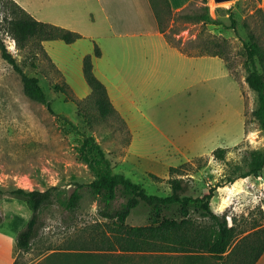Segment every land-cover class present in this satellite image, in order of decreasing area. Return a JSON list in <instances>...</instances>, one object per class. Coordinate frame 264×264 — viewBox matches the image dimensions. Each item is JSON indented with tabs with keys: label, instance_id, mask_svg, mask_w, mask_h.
Here are the masks:
<instances>
[{
	"label": "rangeland",
	"instance_id": "374dc122",
	"mask_svg": "<svg viewBox=\"0 0 264 264\" xmlns=\"http://www.w3.org/2000/svg\"><path fill=\"white\" fill-rule=\"evenodd\" d=\"M157 1L160 10L166 12L163 2ZM22 2L28 4L29 0ZM260 9L263 10L259 0H195L184 10L173 11L171 17L164 14L167 35L172 42L198 52L200 49L193 47L202 46L208 39L226 40L228 60L213 61V70H208L204 84L201 76L196 82L192 77L191 89L169 88L170 81L164 75L157 85H146L140 95L132 97L136 102L131 105L132 109L142 108L145 114L136 119V132L123 117L126 124L116 117L101 118L88 99L91 93L79 98L73 91L83 101L82 106H77L73 96L56 89V85L65 86L67 81L53 66L47 52L37 50L35 45L20 50L16 41L1 30L8 49L25 73L39 78L55 111L51 113L45 104L25 94L21 75L0 53V221L4 222L5 229L18 233L32 216L26 202L15 196L13 190L45 191L57 187L53 201L41 211L38 236L31 249L25 252L17 246L14 264H48V257L55 252L82 248L97 253L105 264H184L185 255L181 254L125 253L99 250L100 246L94 244L93 239L111 220L102 214L107 208L103 197L93 194L87 186L97 174L83 149V138L63 118L72 120L81 131L96 138L115 173L142 184L150 194L168 195L171 192L169 169L183 166L193 177L189 181V194L203 195L210 186L221 183L226 170L225 164L214 158V150L228 148L227 159L238 162L246 150H264V132L252 117L258 104L257 94L246 81L245 64V44L250 40V33L264 47V12ZM6 13L4 10L2 17ZM207 13L223 23L206 24L194 18ZM39 17L46 22L49 19L44 14ZM85 42L94 48V53H90L94 56L99 44ZM48 48L60 64L69 56L77 55L62 40L50 42ZM225 65L231 79L221 73ZM175 83L179 85L182 81ZM132 91L137 93L136 88ZM76 188L82 199L79 207L71 212L58 197L67 200ZM124 203L126 197L118 191L110 208L119 209ZM211 204L216 213L227 216L230 226H236L237 239L225 254V260L210 256H201L199 260L202 264H229L234 261L230 253L238 241L264 228V169L260 177L250 176L219 187ZM127 223L151 224L150 209L141 204Z\"/></svg>",
	"mask_w": 264,
	"mask_h": 264
},
{
	"label": "trees",
	"instance_id": "16d2710c",
	"mask_svg": "<svg viewBox=\"0 0 264 264\" xmlns=\"http://www.w3.org/2000/svg\"><path fill=\"white\" fill-rule=\"evenodd\" d=\"M161 1L167 9L166 12L160 10L157 0H150L160 31L171 46L191 57L214 56L228 60L229 45L226 40L208 39L202 46L193 47L195 50L196 48L200 49L198 52L182 47L181 43L172 42L167 35L168 25L164 17L165 15L171 17L173 10L170 0ZM4 10L7 13L2 17ZM260 10L264 12L262 9ZM231 17L233 18L232 15ZM194 18L198 22L206 24L223 23L213 19L208 13L200 16L195 15ZM2 29L16 41L20 50L35 45L37 50L45 54L43 43L46 41L62 40L71 44L83 36L61 26L37 20L15 0H0L1 56L21 75L25 94L30 99L45 104L48 110L55 114L52 102L47 100L46 92L40 84L39 78L27 75L17 58L8 49L1 35ZM249 39V42L245 44L247 56L245 64L248 72L246 81L257 94L258 104L252 113L253 120L264 132V47L259 43L255 34L250 33ZM101 55L100 48L96 46L94 56L100 57ZM94 56L88 54L83 61L84 76L92 90L88 99L101 118L116 117L126 124L114 107L107 87L94 73ZM53 66L56 68L54 64ZM56 70L58 69L56 68ZM56 89L67 96H73L72 101L77 106H82L83 101L75 97L67 83L65 86L56 85ZM63 120L82 136L83 149L97 174L96 179L87 186L93 194L101 195L107 205L102 214L105 218L110 219L111 223H106L97 238L93 239L94 244L100 246L99 250L181 254L185 255L184 264H202L199 260L201 256L225 260V254L237 239V229L236 226L229 225L225 214L220 215L213 210L212 200L219 187L234 184L237 180L250 176L260 177L264 169V150H246L241 162L227 159L228 148L214 150V158L223 162L226 170L221 183L210 186L203 195L197 197L189 194V181L193 178L191 174L183 170V166L171 167L168 179L171 192L161 196L150 194L142 184L133 181L124 174L115 173L111 160L96 138L81 131L78 125L67 117H64ZM152 177L163 180L156 175H152ZM81 186L78 187L81 188ZM79 188H76L67 200L58 197L63 206L71 212L79 207L82 199ZM55 190L57 187H51L45 191L23 188L12 191L15 196L26 202L32 212L26 227L18 234L17 246L20 250L27 252L31 249L33 240L38 236L41 211L53 201L54 195L56 196ZM118 191L125 195L126 203L121 208L112 210L110 204L117 198ZM141 204L150 209L152 223L140 226L130 225L127 223V219ZM84 243L89 244L87 241ZM87 250V248H82L75 251L69 250L66 253L55 252L48 257V264H105V261L97 253ZM263 254L264 228L238 241L230 253L234 261L229 264H256Z\"/></svg>",
	"mask_w": 264,
	"mask_h": 264
},
{
	"label": "crops",
	"instance_id": "0c3cea01",
	"mask_svg": "<svg viewBox=\"0 0 264 264\" xmlns=\"http://www.w3.org/2000/svg\"><path fill=\"white\" fill-rule=\"evenodd\" d=\"M16 1L37 20L42 21L39 15L44 14L49 18L48 23L83 36L68 44L77 55L62 60V65L48 48L50 42L61 40L44 42L53 64L79 98L92 91L88 83L82 81L85 79L84 57L94 53V48L88 47L85 41L99 44L102 55L93 59L94 73L105 84L114 107L134 132L136 119L145 114L142 108L132 109L131 105L136 103L132 97L142 93L146 85H157L164 75L170 81L169 88L191 89L199 76L201 83L207 82L213 61H223L214 56L191 57L171 46L160 31L150 0H29L28 4L22 2L25 0ZM194 1L170 0V3L174 12H180ZM261 6L264 10V0ZM71 64L72 67L67 66ZM222 72L223 77L230 78L226 65ZM175 81L182 84L177 85ZM132 88H136L137 93ZM237 110L239 112V108ZM3 223L0 221V264H14L20 232L6 230ZM256 264H264V254Z\"/></svg>",
	"mask_w": 264,
	"mask_h": 264
},
{
	"label": "water",
	"instance_id": "95a60500",
	"mask_svg": "<svg viewBox=\"0 0 264 264\" xmlns=\"http://www.w3.org/2000/svg\"><path fill=\"white\" fill-rule=\"evenodd\" d=\"M221 1H227V0H221Z\"/></svg>",
	"mask_w": 264,
	"mask_h": 264
},
{
	"label": "bare ground",
	"instance_id": "6f19581e",
	"mask_svg": "<svg viewBox=\"0 0 264 264\" xmlns=\"http://www.w3.org/2000/svg\"><path fill=\"white\" fill-rule=\"evenodd\" d=\"M14 46V44H12Z\"/></svg>",
	"mask_w": 264,
	"mask_h": 264
}]
</instances>
